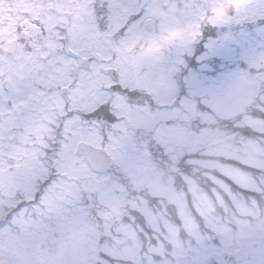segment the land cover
<instances>
[{
    "label": "clouds",
    "instance_id": "clouds-1",
    "mask_svg": "<svg viewBox=\"0 0 264 264\" xmlns=\"http://www.w3.org/2000/svg\"><path fill=\"white\" fill-rule=\"evenodd\" d=\"M0 264H264V0H0Z\"/></svg>",
    "mask_w": 264,
    "mask_h": 264
}]
</instances>
